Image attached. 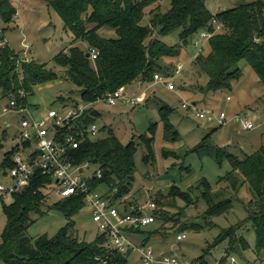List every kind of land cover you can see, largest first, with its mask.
Wrapping results in <instances>:
<instances>
[{"label": "trees", "instance_id": "16d2710c", "mask_svg": "<svg viewBox=\"0 0 264 264\" xmlns=\"http://www.w3.org/2000/svg\"><path fill=\"white\" fill-rule=\"evenodd\" d=\"M159 0H45L46 4L57 13L64 23L66 32L73 34L72 46L62 50L54 57V65L64 72L63 79L70 80L79 88L80 102L96 104L108 92L125 89L138 80L149 84L155 83V74L166 79L173 78L175 68L167 60L181 54L183 47L188 45L194 35L202 30L212 31L214 18L222 21L226 31L216 33L208 39L210 51L199 52L193 58L194 69L208 76L205 85L206 93L229 89L234 81L240 78L239 63L245 60L260 78L264 85V0H238L235 7L211 14L205 0H170L171 7L166 12L161 11L160 5L152 8L146 21V10L157 4ZM17 10L11 0H0V18L6 25L14 22ZM108 28L115 34V38H104L100 29ZM5 30V29H4ZM180 31L179 43L168 45L164 39ZM260 42L255 43V39ZM78 41L87 44V50L81 49ZM89 48L98 51L95 60L87 58ZM60 76L47 63H40L34 59L26 62L21 54L10 46L0 47V95L6 97L9 93L23 90L26 98L18 97L19 105H29L28 99L35 87L56 81ZM148 88V87H147ZM152 95L155 96L153 93ZM61 101L64 98H60ZM77 101L74 105H77ZM160 121L163 123V138L166 142L180 140L179 132L170 120V113L174 108L164 104L159 107ZM101 116L92 107L82 118L83 128ZM158 123L154 122L148 134L140 135L137 144L134 140L123 144L117 138L112 128L104 127L107 136L98 139L85 138L79 149L73 150L75 163L90 161L102 170V177H95L89 182L92 190L106 187V197L118 207L122 206L123 213H140L131 203L123 200L131 193L135 180V156L139 145L144 144V160H153L155 130ZM220 125L219 127H221ZM204 136L202 141L187 151L199 156H209L220 162L226 156L232 169L225 176L219 177L218 185L226 182L225 189L238 191L244 184H249L254 198L247 204L248 217L242 224L250 223L256 235V250L264 251V143L252 154H246L240 160L223 148L213 145L211 135ZM84 131V130H83ZM4 149L0 141V152ZM16 148H9L3 153L0 170L6 171L14 167ZM165 158L181 157L175 151H164ZM52 177L36 172L28 186L13 194L11 202H5L2 211L7 222L2 231L0 242V264H127V255L107 246L106 237L98 234L93 242L79 240L75 235V216L86 206L83 194L72 195L59 199L51 208L60 211L66 217V224L54 236L42 235L35 239L28 236V228L35 223L32 216L35 213L43 215L42 206L46 203L49 193L53 192ZM195 187L207 205V216L215 217L225 214L232 207L231 199H221L224 191H214V187L205 177L201 178ZM223 192V193H221ZM157 197L161 204V211H152L155 221L163 228L179 222L170 217L165 207L174 206L177 200L192 204V188L186 191L173 185L166 195ZM164 198L172 199L171 203ZM124 201V202H123ZM164 201V203H163ZM130 210V212H129ZM142 213V212H141ZM145 227V226H144ZM237 226V228H239ZM169 228V227H168ZM189 226L180 229L186 231ZM201 228V227H200ZM241 228V227H240ZM141 228H131L132 232H141ZM171 229V227L169 228ZM195 229V228H191ZM202 229V228H201ZM230 228L221 232L209 245L207 251L227 242V252L234 251L236 246L248 249L249 244L241 238L236 244L230 238ZM240 230V229H239ZM198 231V230H197ZM170 232V230L168 231ZM147 240V239H146ZM144 243V242H143ZM237 251V250H236ZM200 264H208L204 255L199 258Z\"/></svg>", "mask_w": 264, "mask_h": 264}, {"label": "rangeland", "instance_id": "374dc122", "mask_svg": "<svg viewBox=\"0 0 264 264\" xmlns=\"http://www.w3.org/2000/svg\"><path fill=\"white\" fill-rule=\"evenodd\" d=\"M11 1L19 16L16 21L8 25V28L7 24L1 23L5 29L3 36H6L9 46L23 56L24 45L29 46L30 56L28 54L27 57L29 61L34 59L40 63H47L48 67L60 76L62 72L59 73L60 70L54 65L53 59L62 50H67L72 46L73 34L66 32L62 19L53 8L46 4L45 0ZM205 3L210 13L215 14L235 7L238 0H205ZM157 5H160L162 12H166L171 7V1L159 0L157 4L147 9L144 24L150 20L149 11ZM98 33L104 38L116 37V34L107 27L100 29ZM179 34L180 31L176 30L168 35L164 42L168 45L178 44ZM76 44L81 49L87 50L85 42L78 41ZM201 51L208 53L210 46L208 39L201 38L200 32H197L192 41L183 47L179 56L167 60L175 69L180 65L183 66L181 73L172 78L176 90H169L162 83H153L149 87V84L138 80L132 85H128L125 92L130 96H138L148 87L144 92L147 98L143 103L135 106L124 102H119L116 106H110L103 102L95 104L101 112V116L94 121L100 128L95 139L106 137L107 130L103 128L109 127L123 144L132 140L139 144L141 142L138 139L139 136L148 134L151 125L154 122L158 123L152 146L153 160L150 162L144 160V144L137 148L135 180L131 193L123 199L126 204L131 203L139 212L144 211L149 214L152 211L148 206L153 203L156 206V211H161L163 209L157 202V197L166 195L173 185L183 191L192 188V196L195 199L192 204L177 200L174 206L167 205L165 207L167 211L165 213L179 222H172V225L163 228L162 233L156 234V231L160 229V224L156 223L142 227L141 232H132L126 229L123 236L132 246L150 247L157 257H176L185 262L199 264V258L204 255L208 264H264V251L258 253L256 250V235L253 227L249 222L242 224L248 217L245 206L247 207V204L255 197L249 184H243L238 191L225 189L226 182L218 185L217 181L219 177L225 176L232 169L226 156L218 163L217 160L207 155L199 156L196 153L187 152L198 145L204 136L210 134L216 127L218 129L211 135L210 140L213 145L225 149L240 160L246 154L256 152L264 143V124L255 130H243L237 121H230L219 127L220 124L216 121L210 122L198 118L197 112L199 109L215 111L218 114L223 112L227 115L228 120L235 115H246L249 112L250 121H256L257 124L264 123V85L252 67L243 60L239 63L242 70L241 76L232 83L229 89L206 93L203 90L209 80L208 76L197 72L192 66L193 58ZM64 76L65 73L56 81L47 82L34 88L28 102L36 119L47 116L50 109L58 111L63 118L77 101L78 104L82 103L80 102L79 88L70 80L63 79ZM153 91L157 93L155 96L152 95ZM62 97L63 101L60 100ZM229 97L230 100L227 101L226 99ZM184 102L188 105L195 103L198 109L183 108ZM164 104L174 108V111L170 113V120L181 137L177 142L168 143L163 138L164 125L160 121L159 107ZM22 117L23 115L20 113L9 111L8 98L0 95V141L4 144V149L0 152V162L3 160L4 151L11 148L13 141L18 137ZM170 150L180 154L181 157L165 158L164 151ZM7 171L0 170V182H6ZM203 177L211 182L214 191H224V193L221 192L223 193L221 199L233 201L232 207L225 214L215 217L206 215L207 205L203 199L198 198L200 191L195 189ZM98 191L107 193V188L102 186L98 188ZM164 199L165 202H172V199ZM57 201H59L58 196L54 192L49 193L48 199L45 200L46 203L41 208L43 215L35 213L32 216L35 223L27 230L31 239L42 235L54 236L59 229L65 226L66 217L60 211L51 208ZM7 202H11V198H7ZM118 208L122 209L120 203H118ZM74 220L75 229L73 232L78 239L93 242L99 231L93 221L90 209L84 206ZM6 222L7 218L0 209V242ZM185 224L189 228L183 232L180 228ZM239 225L241 228H237ZM230 228L237 230L236 232L232 231L230 236L234 239L235 244L244 238L248 242L249 248L244 250L240 246H236L234 251L229 253L226 250L227 242H223L218 247L212 248L211 251H207L208 246L213 245L218 235ZM169 230L170 232H168ZM178 235H185V238L178 241ZM127 254V264H143L140 260V253L136 249H130Z\"/></svg>", "mask_w": 264, "mask_h": 264}, {"label": "built area", "instance_id": "2783aa9c", "mask_svg": "<svg viewBox=\"0 0 264 264\" xmlns=\"http://www.w3.org/2000/svg\"><path fill=\"white\" fill-rule=\"evenodd\" d=\"M20 2L21 0H14ZM0 20V47L9 46L6 36L4 37V27ZM226 31L224 23L216 18L212 21V31L202 30L201 38L210 39L216 33ZM255 43L260 39H255ZM30 47L24 45L22 49L24 56L21 59L28 62V54L30 56ZM90 58L95 60L98 51L89 48ZM183 66L176 68L173 76L181 73ZM155 83L164 84L169 90H176V85L171 78L166 79L160 74H155ZM9 100V111L20 113L23 115L18 137L11 146L16 148L14 155V167L8 169L6 182H0V209L13 194L21 191L28 186L33 179L35 173L41 172L45 176H51L53 183V192L59 199H65L72 195L83 194L86 206L90 209L93 221L98 227L100 234L106 237L107 246L119 253L126 255L130 249L137 250L140 253V260L143 264H193L185 262L176 257L161 256L157 257L155 252L150 248L142 245V247L132 246L123 236L126 229H138L151 225L155 221V217L149 213L141 211L140 213H123L115 205L110 198L106 197V193L99 192L98 188L92 190L89 182L95 177H102V170L90 161L79 164L75 163V156L72 151L79 149L81 142L85 138L94 139L99 133V126L93 122L86 129L83 128L82 118L94 104L80 103L72 106L65 117H61L60 113L54 109L48 110L47 116L36 119L29 105H19L20 99L26 98V93L20 90L18 93H9L6 96ZM147 98L146 93L141 92L138 96H130L125 89L108 92L106 96L99 99L97 103L103 102L110 106H116L119 102L138 105L143 103ZM230 100V97L227 98ZM183 108L198 109L195 103L188 105L182 104ZM28 116V117H27ZM197 117L206 119L210 122H217L220 125H226L230 121H237L243 130H255L260 128V124L249 120V113L246 115H235L229 120L223 112L199 109ZM84 130V131H83ZM151 211L155 210V204H149ZM185 235H178L177 240L181 241ZM103 264H107L103 262ZM198 264V263H196ZM200 264V263H199Z\"/></svg>", "mask_w": 264, "mask_h": 264}, {"label": "crops", "instance_id": "0c3cea01", "mask_svg": "<svg viewBox=\"0 0 264 264\" xmlns=\"http://www.w3.org/2000/svg\"><path fill=\"white\" fill-rule=\"evenodd\" d=\"M22 1V0H21ZM18 16H19V13H18V11H17V15H15V17H14V21H16V19L18 18ZM140 82H142V81H140ZM148 89V88H147ZM147 89H144L142 92H145ZM141 93V92H140ZM152 93H154V94H157L156 93V91H153ZM227 100V99H226ZM228 101V100H227ZM66 105H67V103L66 102H64ZM97 105H95L94 104V109H97V107H96ZM99 112H100V110L99 109H97ZM249 113V112H248ZM100 114H101V112H100ZM250 114V113H249ZM98 119V118H97ZM255 123H256V121H255ZM262 123V122H261ZM257 124V123H256ZM264 123H262V125H263Z\"/></svg>", "mask_w": 264, "mask_h": 264}, {"label": "water", "instance_id": "95a60500", "mask_svg": "<svg viewBox=\"0 0 264 264\" xmlns=\"http://www.w3.org/2000/svg\"><path fill=\"white\" fill-rule=\"evenodd\" d=\"M87 58H90L89 54H87ZM63 75H64V73L62 72L60 76H63Z\"/></svg>", "mask_w": 264, "mask_h": 264}]
</instances>
